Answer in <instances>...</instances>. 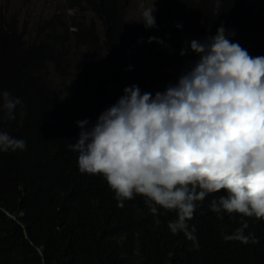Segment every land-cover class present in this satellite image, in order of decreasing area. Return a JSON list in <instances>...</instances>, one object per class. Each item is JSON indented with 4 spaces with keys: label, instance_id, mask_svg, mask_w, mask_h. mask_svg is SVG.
Returning <instances> with one entry per match:
<instances>
[{
    "label": "trees",
    "instance_id": "16d2710c",
    "mask_svg": "<svg viewBox=\"0 0 264 264\" xmlns=\"http://www.w3.org/2000/svg\"><path fill=\"white\" fill-rule=\"evenodd\" d=\"M66 1L75 11L69 28L56 18L43 21L34 41L0 13V91L21 100L14 119L0 111V130L26 141L23 151L0 153V264H264V219H220L208 207L210 195L189 222L197 250L168 229L174 212L161 210L156 224L139 196L118 206L104 178L82 174L69 148L81 131L77 121L94 124L125 87L155 94L175 84L198 59L189 42L215 35L222 24L235 33L232 42L264 56V0H219L218 9L217 0H163L156 27L145 33L126 23L123 0ZM86 12L101 32L96 22L78 20ZM71 43L80 69L76 88L63 97L43 73L52 65L59 76L69 74ZM244 221V235L258 243L234 238Z\"/></svg>",
    "mask_w": 264,
    "mask_h": 264
},
{
    "label": "clouds",
    "instance_id": "9594fccd",
    "mask_svg": "<svg viewBox=\"0 0 264 264\" xmlns=\"http://www.w3.org/2000/svg\"><path fill=\"white\" fill-rule=\"evenodd\" d=\"M154 11H142L146 29L156 27ZM234 35L222 24L215 35L190 41L198 59L175 84L155 94L125 87L94 124L77 121L81 131L69 144L79 171L102 176L118 206L139 196L156 224L161 210L174 212L168 229L183 233L197 250L196 228L189 222L210 195L208 207L220 219L225 213L264 219V56H251L231 41ZM147 42L164 44L157 37ZM20 104L0 91L7 119H14ZM25 149V140L0 130V153ZM247 227L244 221L234 238L258 243L244 235Z\"/></svg>",
    "mask_w": 264,
    "mask_h": 264
},
{
    "label": "rangeland",
    "instance_id": "374dc122",
    "mask_svg": "<svg viewBox=\"0 0 264 264\" xmlns=\"http://www.w3.org/2000/svg\"><path fill=\"white\" fill-rule=\"evenodd\" d=\"M123 4L126 23L132 28L140 26L144 33L148 29L144 27L143 22H140L142 11L145 8L154 7L153 15H155L159 9L165 6L163 0H123ZM0 13L7 19L14 17L30 41H34L37 26L43 21L56 18L63 23L65 28H69L71 18L75 16V11L68 8L66 0H0ZM85 16L86 20L83 17H79L78 20L86 26L96 22L101 32V26L93 14L86 12ZM79 51L71 43L68 60L69 74L67 76H59L52 65H49L43 73V77L50 86L61 92L63 97L76 88L75 78L80 69Z\"/></svg>",
    "mask_w": 264,
    "mask_h": 264
}]
</instances>
